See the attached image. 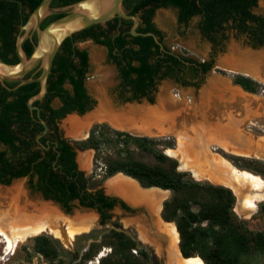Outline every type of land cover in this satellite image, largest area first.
Listing matches in <instances>:
<instances>
[{
  "label": "trees",
  "instance_id": "obj_1",
  "mask_svg": "<svg viewBox=\"0 0 264 264\" xmlns=\"http://www.w3.org/2000/svg\"><path fill=\"white\" fill-rule=\"evenodd\" d=\"M40 1L0 0V57L4 61L11 64L18 62L14 54L10 56L15 51L17 37L14 34ZM78 1L81 0H52L50 10ZM256 1L123 0L122 4L126 13L140 15L143 22L136 28L140 33L152 32L159 36V31L150 25V20L157 9L171 6L179 10V19L186 24L192 16L199 15V27L204 39L213 45L219 43L215 36L217 32L223 34L236 30L239 33L247 32L258 43L256 45L263 46L264 24L253 23L262 19L248 9ZM148 6L153 7L146 10ZM63 15V12L52 13L43 20L41 27ZM247 21L252 23L248 24ZM117 22L126 27L116 28ZM131 26L132 20L116 17L105 24L90 26L62 42L47 79V101L57 97L63 103L62 108L53 110L55 119L71 111L83 114L89 107L85 81L90 66L86 51L74 46L78 39H92L105 47L108 62L114 64L118 71L120 84L130 87L136 94L143 93L148 87L156 88L164 80L183 78L197 68L204 72L213 68L212 61L187 64L194 62L175 56L166 48L161 50L151 36H133ZM158 39L162 40L160 37ZM35 45L36 37L24 42L22 48L27 57L31 56ZM37 69L29 72L25 78H37L41 72ZM233 83L249 93H256L258 89L253 79L243 75H235ZM6 85L15 88L11 92L15 97L10 100L7 94L0 92V141L12 143L14 152L26 149L27 153H20L12 160L0 151V184L8 186L14 179L28 177V188L32 193L41 191L46 199L58 203L66 211H71L72 201L76 200L80 206L97 209L104 219L107 218L106 211L116 205V199L105 195L102 189L93 188L91 180L77 169L75 153L68 141H61L51 154L54 159L55 153H60L56 159V170H52L50 158L34 163L39 156L38 151L29 152L27 148L13 144L17 138L25 144L23 137L34 132L32 128L29 129L26 103L38 93L39 83ZM66 85L72 87V95ZM75 145L79 149L95 151V159L99 158L103 163L105 178L122 173L136 180L143 188L156 187L170 192V197L163 202L161 218L175 225L180 240L179 250L184 258L198 257L204 264H264V228L251 230L235 214L233 209L237 196L233 190L221 184L196 181L188 172L180 171L177 160L159 149V146L173 148L172 140L134 136L112 130L105 124H96L90 130L89 137L75 142ZM103 149L111 151L100 158ZM224 156L236 168L264 179L262 161ZM16 165L19 167L17 170L14 168ZM36 175L41 183L39 188H36ZM259 212L264 216V203L259 206ZM81 236L87 239L88 245L83 249L69 250L58 239L39 235L32 240V252L46 264H87L99 255L102 248H109L110 252L100 257L98 264H158L139 242L116 228L93 230ZM31 256L28 255V261Z\"/></svg>",
  "mask_w": 264,
  "mask_h": 264
},
{
  "label": "rangeland",
  "instance_id": "obj_2",
  "mask_svg": "<svg viewBox=\"0 0 264 264\" xmlns=\"http://www.w3.org/2000/svg\"><path fill=\"white\" fill-rule=\"evenodd\" d=\"M258 1L259 8L257 9L256 13L264 16V0ZM155 23L163 31L164 39L167 45L175 52L190 55L194 58H197L198 60H202L204 58H213V69L205 76L203 81L200 82V86L196 90L176 88L174 84L170 82L176 81L175 79L164 80L160 82L158 85V92L154 97V104L152 106L144 107L149 109L156 108L161 106L162 101L166 103L164 108V111L166 112L165 114H170L176 117V122H174L176 126L181 128L186 123L187 125L190 124L189 127H196V129L202 128L201 130L203 131L206 130L205 133L213 130L212 128L214 126L217 127V123L219 124V126H224L225 124L229 125L230 122L233 123L234 121V123H236V125H238L239 127V132L243 136H245L249 140V142L254 144L253 146H255V149H258L259 152H262V155H260L259 157L254 155H237L232 152H228L225 149H222L215 143L208 145L212 155H219L222 158L226 159L230 164L232 163L224 155H233L246 159H255L260 160L264 163V46L251 47L249 43L244 40L243 36L239 35L238 37H236L233 34V31H228L227 40L223 41L221 45L217 46V53L214 55L215 50L212 48L211 44L207 40L199 36L197 28L195 27V20H192L188 24V26L180 27L175 21V13L173 12V10L158 9L155 14ZM79 48L85 49L89 53L91 73L90 78L87 81V89L89 94L94 98L96 102V106L94 107V109L88 112L86 116L100 108L102 97L110 101L111 105L115 109H124L128 106L135 107L128 104L122 106L121 108H116L114 106L115 103L112 96L115 91V86L118 84L117 74L112 66L106 64L105 51L103 50V48L96 46L91 42L79 44ZM222 63H226L229 66L231 65L233 67L231 69H234V71L236 72L223 70L220 67H225V64L223 65ZM235 75H243L253 79L258 84L257 92L249 93L236 89L235 84L233 83V77ZM228 89H230L231 92H233V90H236L235 92L238 91L240 93V96H233L231 92L229 93ZM136 107L140 108L141 106ZM202 108L204 110H202ZM201 111L203 113V116L206 118H197L199 114H201ZM108 121L109 120H101L100 122L95 123L100 124L105 122L109 124V127L112 130L124 132L128 131L130 132V134L135 136L147 137L156 140H172L174 143L173 148L168 149L163 146H159V149L162 150L164 154L166 153L167 155L174 157L177 160L178 169L180 171L188 172L190 176L196 181L211 183V179L208 176H198L193 170L185 168L179 155L168 153V150L176 152L179 149V139H177V135L175 133L170 132L166 134H156V132H153L155 134H148L140 131L138 128H135L132 131L124 130L119 129L117 126L109 123ZM211 124H214L213 127ZM216 127H214V129H216ZM65 137L74 139V137L70 136L69 134H66ZM110 151L111 150L108 151L103 149L100 158L104 156V153ZM81 155H86L90 159V167L88 169L82 168V170L84 171L85 176L91 180L90 184L93 186V188H99L102 190L107 188L112 190V192H110L111 194L115 193V190H113V188L109 186V182L119 175H113L109 178H105L103 173L104 168L102 169L103 163L101 159H95V152L93 149H81L76 156V158L78 157V161ZM142 159L147 161L146 158ZM16 184H20L22 190L25 193V185L23 183V180L16 181L10 186L3 187L2 190L8 193V190L13 188ZM212 184L215 183L212 182ZM163 192L165 194V197L161 201L162 204L170 197V192ZM115 194L119 195L120 193L117 192ZM8 197L9 195L1 197L0 212H6L8 210ZM263 203L264 201L260 202L259 204H257V208L253 212H249L248 210H244L241 208L242 205L240 206V202L237 197L233 211L240 219L244 220L247 223L249 229L259 231L264 228V216L259 212V206ZM150 211L153 214L152 221L155 222L157 234H161V236H159L156 241H150L151 245L154 248L153 250L157 255L156 261L158 262V264H167V247L169 244V239L166 234L159 230L156 224L157 217L151 209ZM116 216L117 214L112 212L111 218L119 222V219L117 218L118 216ZM135 225L139 227L138 231L142 229L140 228V224H138L137 222H135ZM171 225L174 224L172 223ZM107 228L108 227H106L105 229ZM95 229H99V231L102 230L101 228ZM130 234L133 235L132 233ZM32 237L34 238L36 236ZM32 237L27 238L26 241L20 242L16 246V248L8 253L6 251V244L0 237V264H46L40 256H38L37 254H33ZM59 240L66 249H83L88 245L87 239L82 237L81 235L73 237L69 247L64 241H62L61 239ZM140 240V244L142 246L150 248L146 241H144L143 239ZM109 252V248H102L99 255L87 264H96V259H99V256L102 257ZM28 255H32L30 261H28L27 259ZM199 260L201 259L199 258Z\"/></svg>",
  "mask_w": 264,
  "mask_h": 264
},
{
  "label": "bare ground",
  "instance_id": "obj_3",
  "mask_svg": "<svg viewBox=\"0 0 264 264\" xmlns=\"http://www.w3.org/2000/svg\"><path fill=\"white\" fill-rule=\"evenodd\" d=\"M228 91L229 93L231 92L230 89H228ZM235 91L233 90L231 94L233 96H240V93ZM101 99L100 108L95 112L83 118L70 116L65 120L64 127L66 128L67 134L79 136L85 131L88 132L93 123L100 122L101 120H109L119 129L138 128L140 131L148 134H155L153 132H156V134L175 133L179 139V149L176 152L168 150V153L179 155L185 168L193 170L198 176H208L211 182L217 185H224L233 190L238 197L240 206L242 205L241 208L244 210L253 212L257 208V204L264 201L263 178L251 172L239 170L221 156L212 155L209 150L208 145L215 143L222 149L237 155H254L257 157L262 155V152L255 149V146H253L254 144L249 142V140L239 132V127L234 121L224 126H219L217 123L216 125L218 126H214L216 129L213 127L214 124H211L213 128L210 127L213 130L205 133L206 130L203 131L201 130L202 128L196 129V127L191 126L190 128V124L187 125L186 123L181 128L176 126L174 123L176 122V117L165 114L164 108L166 103L162 101L161 106L152 109L145 108L144 106L140 108L128 106L122 110H116L113 109L110 101L106 100L104 97ZM202 110L204 109L202 108ZM197 118L201 119L206 117L203 116L201 111V114H199ZM79 161L83 169H88L90 167V159L88 156L81 155ZM129 178L119 175L109 182V186L113 188V190H116L115 193L118 192L130 200L136 202H149L154 211H156V214L159 215L161 200L165 197L163 191L165 190L161 191L160 189L151 188L153 190L147 189L149 191H142L136 184V181ZM107 190L112 192L111 189ZM8 195L9 208L6 212H0V237L6 244L7 253L16 248L20 242L26 241L27 238L52 230L50 224L52 222L50 221H55L60 217L68 218L57 208L52 207L48 203L27 200L20 184H16L13 188L9 189L8 193L0 189V199ZM163 221L159 218L157 225L166 233L169 239L167 247V264H204L199 258H184L181 256L179 250L180 240L176 227L171 225L172 223L168 224ZM93 226L94 220L92 215H78L70 224L69 235L74 237L78 234L88 232ZM58 228L61 230L62 241L71 242L66 227L59 225ZM55 234L58 235L59 232L56 231ZM141 237L145 239L143 234H141ZM100 257L101 256H99V258Z\"/></svg>",
  "mask_w": 264,
  "mask_h": 264
},
{
  "label": "flooded vegetation",
  "instance_id": "obj_4",
  "mask_svg": "<svg viewBox=\"0 0 264 264\" xmlns=\"http://www.w3.org/2000/svg\"><path fill=\"white\" fill-rule=\"evenodd\" d=\"M258 2L259 1L257 0L255 5H251L248 8L252 14H254L255 16H257V17H259V18L262 19V21H259L258 20L257 22H253L256 25L264 24V16H262L261 14H257L256 13L257 9L259 8V3ZM152 7L153 6H148L145 9L146 10L147 9H151ZM159 9H164V10L170 9V10H173V12L175 13V21H176L177 25L180 26V27H182V26H188V23H190L192 20H195V22H196L195 23V27L197 28V31L199 33V36L202 37V38H204V36H203V34L201 32V29L199 27V22H200V16L199 15L192 16V19L186 24V23L180 21V19H179V10L177 8L168 6V7L159 8ZM50 11H51V13L49 15H51L52 13H56V12H54L55 9L50 10ZM156 11H155L153 17L150 20V25L152 27H154L157 31H159V36H157V37H160V39H162L161 41L160 40L159 41L162 43L163 49L166 48L167 51H170L175 56L179 55L183 59H189L190 61H193L194 62V63L187 62V64H189V65L190 64L197 65V64H200L201 62H205V61L211 62V61L214 60L213 58H208V59H205L204 58L202 60H198L197 58H194V57H192L190 55H186V54H183V53L175 52L172 48H170L167 45V43L165 42L163 31L155 23V14H156ZM142 13H143V11H142ZM137 18H138V21H139L138 22V26H139L143 21L141 20V17H140L139 14H138ZM247 23L248 24H251L252 22H248L247 21ZM121 27H126V26H124V25L122 26V24L120 22H117L116 28L119 29ZM232 31H233V34L236 37H238L239 35L240 36H243L244 37V40L247 41V43H249V45L251 47H255V45L258 44L257 42L254 41L255 39H253L251 36H249V34L247 32L239 33L236 30H232ZM19 34H20V27H18V30H17V32L14 35H16V37H17ZM215 36H216V39L219 41V43L216 44V45H213L212 43H210L211 46H212V48L215 50L214 55L217 53V51H216L217 50V46L218 45H221L223 43V41L227 40V38H228L227 32H224L223 34L221 32H217ZM34 37H36V44H37V34L36 33H34L27 40H32ZM86 42H91L92 44L103 48V50L105 51V61H106V64L109 65V66H112L115 69V71H116L118 84L115 86V91H114L113 96H112L113 97V100H114V103H115L114 106L116 108H121L122 106H125L126 104L132 105V106H135V107L136 106H145L146 107V106H152L154 104V97H155V94L158 92V85L159 84L156 86V88L148 87V88H146L145 90L142 91L143 93H137V94L130 87H128V86L123 87L120 84L121 83V79L119 78L118 71L116 70L115 65L108 62V58H107V52L108 51H107V49L105 47L94 43L92 39H85V40L78 39L76 42H74V46L76 48H78V49L85 50V49L79 48V44L86 43ZM256 47H262V46L256 45ZM85 51H86V53L88 55V61H89V66H90L89 53H88L87 50H85ZM13 54H14V57L18 60V57H17V54H16L15 51L10 56L12 57ZM37 67H38L37 70H40L39 69V66H37ZM197 67H199V66H197ZM197 69L198 70H196V71L194 70V71L189 72L183 78L176 79V81H170V82H172V84H174V86L176 88L196 90L200 86L199 85L200 82L203 81V79L205 78V76L209 72H211V70L213 68L209 72H204L200 68H197ZM90 73L91 72L89 70L88 78L85 81L86 95L88 97V101H89L88 105H89V107H88L87 111L84 112L83 114H79L77 111H71V112L66 113L63 117L56 118L55 119V117L53 116V113H52L53 110H57V109H60V108L63 107L62 101L59 98H57V97H53L48 102L47 101L48 100V96L46 97V95H45V97L42 100L33 102L32 105L35 106V107H37L38 108V111L36 109H30L28 107V104L26 103V106H27L26 114L28 115L29 124H30L29 129L32 128L34 130V132L32 134H28L27 133V135H25V137H23V141H24L25 144H22L21 143V140H19L18 138L14 140L13 144L16 145V146H19V147L20 146L21 147H24V149L27 148L29 150V152H36V151H38L39 156H38L37 160L34 161V163L40 162V161H44V160H46V158H50L49 160L51 161L52 170H56L57 169V167H56V159H57V157H58V155L60 153H55L56 156H55L54 159H53V156L52 155L56 151L57 147L60 145L61 141L66 140V141H68L69 145L72 147V151L75 153L74 161H75V163L77 165V169L79 171L84 172L82 170V167L80 166V163L78 161V157L76 158L77 153H79V152H77V149H78V151H80L81 149H79L75 145V142H78V141H82V140L87 139L89 137L90 130L92 129V127L94 125H96V124H99V123L93 124L90 127V129L88 130V132H86V131L83 132V134L85 133L84 134L85 137L83 139H81V140H74V139H70V138H66L65 137V135L67 133H66V128L64 127V122L70 116H74V117L76 116L77 118H80V117L83 118V117L86 116V114L88 112H90L91 110H93L94 107L96 106V102H95L94 98L89 94L88 89H87V81L90 78ZM6 83H17V82H4V83H1L0 82V92H2L4 95L7 94L8 97H9L8 99L12 100V98H14L15 96L14 95H11V92L15 88L14 89H11V88L7 87ZM65 87L68 89L69 93L72 95V87L69 86V85H66ZM47 92H48V89H47ZM8 93H10V96H9ZM136 95H140V96H137L136 97ZM36 102H38V103H36ZM113 109H115V108L113 107ZM116 110H118V109H116ZM119 110H122V109H119ZM41 121H44L45 122L46 127H47L46 129H45V127H44V125L42 124ZM108 122L111 123L110 121H108ZM100 124H105L106 126L109 127V124L108 123H105L104 122V123H100ZM124 130H130V131H132L133 129H124ZM122 132H124V131H122ZM125 132L130 134V132H128V131H125ZM70 136H72V135H70ZM13 150H14V147H13L12 143L0 141V151H2L4 153V155H5V157L7 159L14 160V158H16L18 154H20V153L24 154L25 152L27 153L26 149H25V151L22 149L23 152H20L18 150H16L14 152ZM49 153H50V156H49ZM14 164L15 163L13 162V165ZM14 168H15V170L19 169V167L17 165L14 166ZM17 180H19V181L20 180H23V183H24L25 187L29 190V192H30L31 195H36V199H43L45 201H52L50 199H46L44 197V195L42 194L41 191H36V193H32L30 191V189L28 188V177L14 179L11 182V184L14 183V182H16ZM35 182H36V188H39V186H40L41 183L39 182V177L37 175H36ZM136 184L138 185L137 182H136ZM10 185H8V186H10ZM3 186H5V185H3ZM5 187H7V186H5ZM140 189L142 191H149V190H143L142 188H140ZM150 190H153V189H150ZM103 192H104V190H103ZM115 192H116V190H115ZM119 195H121V194H119ZM107 196H109V195H107ZM121 196L124 197L123 195H121ZM111 197L115 198L116 201H117V203H116V205L112 209L106 211L107 218L104 219L102 217L101 213L97 209H94L99 214V223H100L101 226L100 227H94V228L92 227L88 232H84V233H81V234H78V235L88 234V233H90L93 230H99V229H95V228H101L102 230H105L106 227H108L107 229L116 228L117 230L123 231L126 234L130 235L131 237H133L140 244L141 243L140 242L141 241L140 239H143L141 237V234H143V236L145 237V239H143V240L147 242V244L150 246V248L149 247L142 246L141 244L140 245L144 249H146L147 251H149L150 254H151V256H153L156 259L157 258V255H156L155 251L153 250L154 248L151 245V242L150 241L151 240H155L156 241V239L159 238V236H161V234H159V235L157 234L156 225L152 221L153 214L151 213V211H149L150 209L151 210L153 209L152 205L149 202H145V201L144 202H136V201L130 200L126 196L124 197L126 200H124L122 198H119V197H115V196H111ZM75 202H77V204H75ZM131 202H133L135 204H133ZM54 203H56V202H54ZM48 204H50V203H48ZM56 204L66 214H73L74 209H76V208L77 209L86 208V207L80 206L79 203H78V201H76V200L72 201L73 207H72L71 211H69V212L66 211L58 203H56ZM161 205H162V203H161ZM51 206L54 207L53 205H51ZM54 208H56V207H54ZM148 208H150V209H148ZM89 209H91V208H89ZM152 211H154V209ZM160 211H161V206H160V210H159V215H157L156 214V211H154V213H155V215H156V217H157L158 220L161 217ZM112 212H114V213L117 214L118 217L117 216L116 217L119 219V222L116 221V220H112V218H111ZM129 219L133 222V225L132 224H128L127 227L124 226V220H129ZM72 220H74V219L60 217V218L56 219L55 221H50V222H52V223H50L51 226H52V230H48L47 231L48 234L46 232H44L42 234H47L45 236H49V237L54 236V237H56L55 239L58 238V240L59 239L62 240L61 230L58 228V226L59 225L60 226H65L66 229H67V234L69 235V232H70V224H71ZM158 220L156 221V224H158L157 223ZM135 222H137L138 224H140V226H141L140 228H142L143 230L141 229L140 231H138L139 230V227H136L137 224L135 225ZM157 226H158V228H159V230L161 232H163L164 234H166L159 227V225H157ZM56 231L59 232L58 235L55 234ZM130 233H132L133 235H131ZM139 233H140V235H139ZM42 234H39V235H42ZM39 235H36V236H39ZM69 237L71 238V240L73 239V237H71L70 235H69ZM69 250H73V249H69ZM167 259H168V251H167ZM89 262H91V261H89Z\"/></svg>",
  "mask_w": 264,
  "mask_h": 264
},
{
  "label": "water",
  "instance_id": "obj_5",
  "mask_svg": "<svg viewBox=\"0 0 264 264\" xmlns=\"http://www.w3.org/2000/svg\"><path fill=\"white\" fill-rule=\"evenodd\" d=\"M52 0H41L40 3L33 9V11L28 16L26 22L20 26V34L16 38L15 42V52L18 57V62L16 64H11L4 61L0 57V82H17L18 86L27 83H39V91L35 95L31 96L28 101V107L30 109L38 108L33 106V102L42 100L47 93V79L51 72L54 57L62 44V42L72 35L97 24H105L106 22L120 17L126 20H132V26L130 33L133 36H151L154 42L163 50V45L159 41L158 37L152 33H140L136 31L138 26V18L135 15H131L125 12L123 8V0H81L73 3L69 6L55 9L56 13H64L63 16L49 22L44 28H41L42 21L51 13L50 3ZM34 33L37 34V44L30 57H27L22 46L23 43L30 38ZM223 65L225 63H222ZM222 65V66H223ZM39 66L40 75L37 78H25V76L32 71L35 67ZM225 67H220L223 70L234 71L231 65H224ZM230 68V69H229ZM236 89L245 92L240 86H236ZM45 129L46 124L41 121ZM74 140H81L85 137L84 134L79 136H73ZM77 152L78 149H77ZM116 175H123L118 173ZM125 176V175H123ZM134 180V179H133ZM19 181V180H17ZM136 181V180H135ZM137 182V181H136ZM138 183V182H137ZM139 185V183H138ZM3 185L0 184L2 189ZM142 189H159L156 187L143 188ZM25 197L29 201H40L43 203H50L56 207L65 217L74 219L76 216L80 215H92L94 220V227H100L99 214L94 209H74L73 214L64 213L61 208L53 201H45L43 199H36V195H31L29 190L24 186ZM162 190V189H160ZM167 191V190H165ZM106 195L115 196L124 199L123 197L113 193L111 194L107 188L104 189ZM169 192V191H168ZM234 194V193H233ZM126 200V199H124ZM77 204V202H75ZM163 204L161 205L162 211ZM160 211V213H161ZM248 212V211H247ZM250 212V211H249ZM162 220V218L160 217ZM113 220V219H112ZM163 221V220H162ZM164 222V221H163ZM167 223V222H166ZM132 224L133 222L129 220L124 221V226ZM65 242V241H64ZM67 246H70V242H65ZM181 254V253H180ZM182 256V255H181Z\"/></svg>",
  "mask_w": 264,
  "mask_h": 264
},
{
  "label": "built area",
  "instance_id": "obj_6",
  "mask_svg": "<svg viewBox=\"0 0 264 264\" xmlns=\"http://www.w3.org/2000/svg\"><path fill=\"white\" fill-rule=\"evenodd\" d=\"M135 253V251H133ZM96 264H98V258L96 259Z\"/></svg>",
  "mask_w": 264,
  "mask_h": 264
}]
</instances>
